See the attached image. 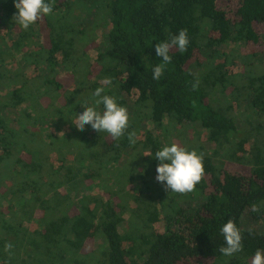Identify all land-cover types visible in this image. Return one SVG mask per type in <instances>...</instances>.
<instances>
[{
    "label": "trees",
    "instance_id": "trees-1",
    "mask_svg": "<svg viewBox=\"0 0 264 264\" xmlns=\"http://www.w3.org/2000/svg\"><path fill=\"white\" fill-rule=\"evenodd\" d=\"M50 2L24 33L0 0V264H251L264 249V0ZM182 29L186 50L153 80L155 45ZM97 87L128 109L119 139L74 125ZM179 140L205 169L186 193L156 180L151 156ZM229 219L232 257L219 251Z\"/></svg>",
    "mask_w": 264,
    "mask_h": 264
},
{
    "label": "clouds",
    "instance_id": "clouds-1",
    "mask_svg": "<svg viewBox=\"0 0 264 264\" xmlns=\"http://www.w3.org/2000/svg\"><path fill=\"white\" fill-rule=\"evenodd\" d=\"M14 7L17 9L14 13V21L24 30L29 29L39 18L53 14V4L50 0H14ZM188 44L187 31L183 29L171 36L169 40L157 43L155 52L161 58V63L152 68V79L158 81L164 73L165 65L171 63L172 47L183 52ZM101 83L110 85L111 81L105 79ZM104 93V87H97L93 90L91 102L84 101V110L75 114L77 122L74 125L81 130L90 126L93 130L119 139L128 129L129 112L115 96ZM128 140L129 143L135 144V134L128 133ZM151 156L158 162L156 180L163 184L166 190L170 189L172 192L193 191L205 171L202 154L178 143H165ZM253 210L256 209L253 208ZM220 232L225 244L220 247L219 251L224 256L232 257L243 251L242 235L233 220H227L221 226ZM11 247V244L6 245V249H11ZM251 264H264V249L256 250Z\"/></svg>",
    "mask_w": 264,
    "mask_h": 264
},
{
    "label": "rangeland",
    "instance_id": "rangeland-1",
    "mask_svg": "<svg viewBox=\"0 0 264 264\" xmlns=\"http://www.w3.org/2000/svg\"><path fill=\"white\" fill-rule=\"evenodd\" d=\"M6 1V0H5ZM8 1V0H7ZM13 3V2H12ZM13 6V5H12ZM14 7V6H13ZM15 8V7H14ZM15 11H17V9H15ZM14 21V20H13ZM15 25V22H10V25H9V27H13ZM16 27H18V30H19V32H24V33H27L29 30H30V28L29 29H27V30H24V29H22V28H20L19 26H16ZM1 35V34H0ZM243 52H245L244 50H243ZM242 52V54L243 55H245V53H243ZM247 54V53H246ZM90 56H91V58H93V59H95L96 58V53L94 52V51H92L91 52V54H90ZM178 144H180L181 145V143H180V140L178 141ZM18 153H19V149H15L14 150V154L15 155H18ZM147 162H148V160H147ZM125 172H127V174L129 175L130 174V171H129V169L128 168H126L125 169ZM245 219L246 220H249L250 219V215H249V213L246 215V217H245ZM247 224V223H246ZM249 224V223H248ZM247 224V225H248Z\"/></svg>",
    "mask_w": 264,
    "mask_h": 264
}]
</instances>
